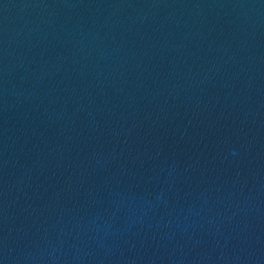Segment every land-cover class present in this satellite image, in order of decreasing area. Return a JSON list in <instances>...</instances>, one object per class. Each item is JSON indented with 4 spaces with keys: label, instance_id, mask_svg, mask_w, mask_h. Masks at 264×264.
Returning a JSON list of instances; mask_svg holds the SVG:
<instances>
[{
    "label": "water",
    "instance_id": "obj_1",
    "mask_svg": "<svg viewBox=\"0 0 264 264\" xmlns=\"http://www.w3.org/2000/svg\"><path fill=\"white\" fill-rule=\"evenodd\" d=\"M0 264H264V0H0Z\"/></svg>",
    "mask_w": 264,
    "mask_h": 264
}]
</instances>
